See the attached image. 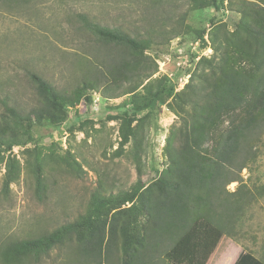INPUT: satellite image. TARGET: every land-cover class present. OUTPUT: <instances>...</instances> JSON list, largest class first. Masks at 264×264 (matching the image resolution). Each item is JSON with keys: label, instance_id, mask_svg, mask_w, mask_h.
<instances>
[{"label": "rangeland", "instance_id": "obj_1", "mask_svg": "<svg viewBox=\"0 0 264 264\" xmlns=\"http://www.w3.org/2000/svg\"><path fill=\"white\" fill-rule=\"evenodd\" d=\"M193 2L0 0V99L26 111L40 105L29 72L70 95L86 79H93L94 57L109 52L84 29L80 16L154 40L150 50L138 57L141 63L133 80L102 67L106 73L100 77V88L89 92L91 104L79 101L68 107L66 115L34 122L32 130L12 122L4 125L8 113L0 100V130L25 143L0 161V253L9 242L37 238L78 219L100 194L127 191L140 178L152 184L169 167L166 149L181 126L171 108L174 94L191 80L201 84L211 67L198 62L203 57L214 64L221 60L220 43L233 66L252 70L241 46L234 45L236 25L244 17L264 29V0H226L219 11ZM203 30L208 43L204 49L199 40ZM178 31L181 34L174 36ZM227 37L230 41H225ZM142 70L155 74L135 92L114 99L118 96L114 94L140 80ZM164 76V93L156 99L148 92L155 93ZM125 111L139 132L138 153L132 137L128 143L121 137ZM227 190L228 196L233 194L229 203L233 212H226L219 224L223 233L200 264H234L241 252H250L264 264V138L257 158ZM75 256L74 249L64 246L40 263L24 264H68V260L77 264ZM0 264H6L2 255ZM157 264L175 263L165 255L157 258Z\"/></svg>", "mask_w": 264, "mask_h": 264}, {"label": "trees", "instance_id": "obj_2", "mask_svg": "<svg viewBox=\"0 0 264 264\" xmlns=\"http://www.w3.org/2000/svg\"><path fill=\"white\" fill-rule=\"evenodd\" d=\"M225 1L193 3L219 11ZM80 20L97 44L109 51L92 60L93 79H86L83 87L68 95L37 73L29 72L40 105L26 111L1 98L8 113L2 121L4 125L12 122L32 130L34 122L38 124L57 113L66 115L68 107H76L79 101L91 104L89 92L100 88V77L106 73L102 67L123 72L127 81L133 80L141 63L138 57L150 50L154 40L104 26L86 15L80 16ZM236 32L234 45L241 46L252 70L246 72L233 66L230 53L221 46L223 42L221 60L214 64L215 60L203 57L198 62L208 63L210 73L201 84L191 80L183 90L175 92L171 108L180 117L181 126L173 144L166 149L170 165L152 184L146 185L140 178L127 191L100 194L78 219L37 238L5 244L0 253L4 263H40L43 257L64 246L76 251L77 264H157V258L165 255L175 264H200L207 259L223 233L219 224L226 212H233L229 204L233 194L228 196L227 187L238 182L248 163L257 158L264 138V29L243 17ZM206 33L203 30L199 39L203 49L208 46ZM179 34L175 32L174 36ZM228 40L229 37L225 39ZM195 58L194 55L193 64ZM142 71L140 80L114 94L118 95L114 99L135 92L155 74ZM165 79L164 76L155 93H148L159 98L164 93L161 88ZM124 116L121 137L126 143L132 137L138 153V129L132 127L129 111ZM20 144L25 143L16 137L8 138L0 130V161ZM69 263L74 264L68 260ZM234 264L263 262L250 252H241Z\"/></svg>", "mask_w": 264, "mask_h": 264}, {"label": "built area", "instance_id": "obj_3", "mask_svg": "<svg viewBox=\"0 0 264 264\" xmlns=\"http://www.w3.org/2000/svg\"><path fill=\"white\" fill-rule=\"evenodd\" d=\"M198 45V44H197Z\"/></svg>", "mask_w": 264, "mask_h": 264}]
</instances>
